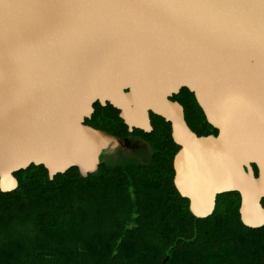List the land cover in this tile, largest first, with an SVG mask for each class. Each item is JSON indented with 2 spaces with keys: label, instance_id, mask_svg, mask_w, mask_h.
<instances>
[{
  "label": "water",
  "instance_id": "water-1",
  "mask_svg": "<svg viewBox=\"0 0 264 264\" xmlns=\"http://www.w3.org/2000/svg\"><path fill=\"white\" fill-rule=\"evenodd\" d=\"M183 88L217 134L190 127ZM97 102L130 130L170 123L196 217L235 191L242 222L264 226V0H0L1 190L32 164L95 172L113 143L86 124Z\"/></svg>",
  "mask_w": 264,
  "mask_h": 264
},
{
  "label": "trees",
  "instance_id": "trees-1",
  "mask_svg": "<svg viewBox=\"0 0 264 264\" xmlns=\"http://www.w3.org/2000/svg\"><path fill=\"white\" fill-rule=\"evenodd\" d=\"M172 99L198 135L217 134L193 92ZM151 123L135 130L148 141L141 150L105 149L87 176L73 167L50 179L35 164L16 172L18 187L0 188V264H264V226L242 222L240 193L218 195L214 212L196 217L174 184L171 125L154 113ZM86 124L131 134L110 103L97 102Z\"/></svg>",
  "mask_w": 264,
  "mask_h": 264
},
{
  "label": "flooded vegetation",
  "instance_id": "flooded-vegetation-1",
  "mask_svg": "<svg viewBox=\"0 0 264 264\" xmlns=\"http://www.w3.org/2000/svg\"><path fill=\"white\" fill-rule=\"evenodd\" d=\"M137 128H135V129H133V130H130L129 128H128V131L131 133V134H128V135H125V134H110L111 136H112V147L114 148H120V147H122L123 145L124 146H126V143L127 142H139L140 144H142V145H147V143L146 142H148L147 141V139L146 138H144V137H142V136H140L139 134H135V130H136ZM153 130V129H152ZM151 130V131H152ZM150 131V132H151ZM146 133H149V132H146ZM171 134H172V132H171ZM173 138V137H172ZM110 146V147H111Z\"/></svg>",
  "mask_w": 264,
  "mask_h": 264
},
{
  "label": "rangeland",
  "instance_id": "rangeland-1",
  "mask_svg": "<svg viewBox=\"0 0 264 264\" xmlns=\"http://www.w3.org/2000/svg\"><path fill=\"white\" fill-rule=\"evenodd\" d=\"M110 146L107 149H109L112 153L119 151L127 156H129V154L134 153L136 150H141L142 148V144H140L139 142H127L126 146L123 145L122 147L117 148V149L115 147L113 148L112 146L111 147Z\"/></svg>",
  "mask_w": 264,
  "mask_h": 264
}]
</instances>
